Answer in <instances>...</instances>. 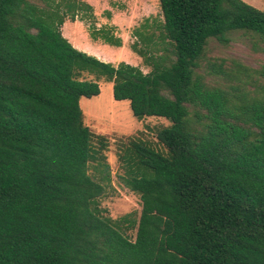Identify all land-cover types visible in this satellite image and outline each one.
I'll use <instances>...</instances> for the list:
<instances>
[{"label":"trees","instance_id":"1","mask_svg":"<svg viewBox=\"0 0 264 264\" xmlns=\"http://www.w3.org/2000/svg\"><path fill=\"white\" fill-rule=\"evenodd\" d=\"M160 7L162 21L135 28L145 72L64 35L68 18L94 16L85 0H0V264H264V65L252 74L223 59L199 71L212 38L264 39V10L245 0ZM92 33L123 44L112 28ZM103 79L135 116L170 121L161 146L124 145L120 178L140 208L122 223L100 207L109 177L94 173L109 170V141L81 106Z\"/></svg>","mask_w":264,"mask_h":264},{"label":"rangeland","instance_id":"2","mask_svg":"<svg viewBox=\"0 0 264 264\" xmlns=\"http://www.w3.org/2000/svg\"><path fill=\"white\" fill-rule=\"evenodd\" d=\"M110 1V8L103 9L102 5L101 13L96 14L94 8V16L80 12L76 19L68 18L62 29L64 35L74 44L76 42L69 33H75L78 42L87 52L103 60L117 65L127 59L128 63L141 67L145 72L149 71L143 57L132 45L139 42L141 47H146L145 42H141V38L135 35V28L144 24L147 18L150 17V22L163 20L160 0ZM245 1L264 10V0ZM103 26L112 28L114 34L123 40V44L116 46L107 43L106 45L103 39L94 38L92 32ZM229 36L230 41L227 43L215 38L210 39L201 59L199 71L207 74L209 61L225 59L231 66L235 61L241 62L249 72L256 74L254 70L264 65V39L248 30H234ZM104 48H108L110 54L103 53ZM214 79L213 76H208L210 82H215ZM81 106L86 124L93 132L105 136L109 141L108 148L104 151L109 170L104 172V175L91 168V172H95L99 180H102V176L109 177L105 180L106 191L98 199L100 207L105 216H109L114 221L120 220L122 223L126 215H133L140 208V194L129 189L120 178L125 173L120 157L124 145L128 144L131 138H141L153 146H161L158 133L168 126L170 121L157 116L143 118L135 116L130 101L116 100L113 94V82L105 79L101 81V93L92 98L83 97Z\"/></svg>","mask_w":264,"mask_h":264},{"label":"crops","instance_id":"3","mask_svg":"<svg viewBox=\"0 0 264 264\" xmlns=\"http://www.w3.org/2000/svg\"><path fill=\"white\" fill-rule=\"evenodd\" d=\"M85 1H87V2H89L90 4H92L93 6H94V8H95V13L96 14H98V13H101V6L103 5V9H109L110 8V6H109V4L111 3V1L110 0H85ZM106 2V3H103V2ZM69 35H71V37L73 38V40L76 42V43H78L79 45H77L76 43H74V45L76 46V47H78L79 49H83L84 51H87L83 46H81L82 44L81 43H79L78 42V39H77V36H76V34L75 33H69ZM106 45H108L107 43H106ZM110 50L108 49V48H104V52L103 53H109L110 54ZM97 53V52H96ZM99 57V56H98ZM126 61L128 62L129 60H127L126 59Z\"/></svg>","mask_w":264,"mask_h":264}]
</instances>
